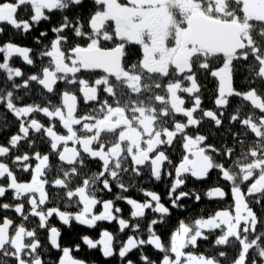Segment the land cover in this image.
<instances>
[{
	"label": "snow or ice",
	"instance_id": "6c2138e0",
	"mask_svg": "<svg viewBox=\"0 0 264 264\" xmlns=\"http://www.w3.org/2000/svg\"><path fill=\"white\" fill-rule=\"evenodd\" d=\"M90 3L87 16L70 17L67 12L85 0L0 2V24L12 29L0 39V105L17 127L0 144V200L11 192L15 201L0 202V211L12 210L20 219L0 218V264H88L72 256L79 244L62 246L53 216L69 229L73 222L95 229L112 221L121 234L131 229L136 234L126 241L107 229L99 239L80 237L89 250L99 247L104 258L118 256L120 264H136L127 259L134 251L141 264H157L146 246L162 253L160 264H264V0ZM56 13L48 43L49 30L32 37L36 49L15 42ZM5 32L0 27V38ZM133 47L140 54L130 60ZM16 58L33 71L15 66ZM202 80L216 82L212 109L202 107ZM81 99L87 108L82 114ZM210 137L220 139V147L208 143ZM40 144L46 152L37 150ZM23 146L28 151L21 152ZM91 161L100 162L99 171L89 170ZM213 170L228 184L231 203L207 217L179 220L166 244L156 226L167 225L171 209L137 182L171 178L167 199L181 208L184 198L201 200L195 188L178 191L188 178L203 182ZM113 185L121 193L138 188L145 197L116 195L131 206L129 219L115 200L98 196ZM229 192L214 184L203 196L227 203ZM149 210L153 218L141 229ZM32 219L36 225L29 228ZM210 236L213 255L186 251ZM51 251L61 255L53 260Z\"/></svg>",
	"mask_w": 264,
	"mask_h": 264
},
{
	"label": "trees",
	"instance_id": "16d2710c",
	"mask_svg": "<svg viewBox=\"0 0 264 264\" xmlns=\"http://www.w3.org/2000/svg\"><path fill=\"white\" fill-rule=\"evenodd\" d=\"M0 2H4V0H0ZM91 7H92V5L90 3V0H85V5L82 8L69 10L67 12V15H69L70 17H73L77 14H82L84 16H87ZM19 15L21 18H27L24 13H20ZM59 16H60V14L56 13L55 15L52 16L51 22H43L42 21L41 24L37 28H34V30L27 37L16 35L15 36V42L18 44H21L23 46L31 47L33 49L38 48L39 46L36 45L35 43H33L32 37L38 36L40 31L49 30L51 25L58 23ZM0 27H4L6 29L5 36L0 38V39H7L8 34L12 33V29L10 27H8L7 25H3V24H0ZM52 36H53V34L49 30L48 38L44 40V43H48V40L51 39ZM132 52L134 54H136L133 48H132ZM129 59L131 60V57H129ZM14 64L17 67H21L22 70L25 71L26 73H31L33 71V69L30 66H26L25 64L21 63L19 58H16L14 60ZM0 76H2V73H0ZM201 83L203 85H205L204 89L202 90V99H203L202 107L212 109L213 108V99H214V89L216 87V82H215V80H207V81L202 80ZM242 83H243V81H241L240 78L237 76L235 86L237 88H239V87H241ZM60 87L63 88L64 85L61 84ZM233 103H236V101L234 100ZM5 124L7 125V128L6 129H0V134L2 135L3 139H5V140H0V144H5L7 142L8 137L17 131V127H16V124L13 120L12 115L11 114H5V112L3 110V106L0 105V125H5ZM201 131L206 132L207 129L202 128ZM208 143L215 144L217 147H220L221 140L218 138L210 137L208 140ZM228 143L230 144L231 141L229 140ZM43 147H44V149H42ZM38 148L41 151H44L46 149V145L40 144ZM177 149H179V148H177ZM25 150H28L26 146H23L20 149L21 152L25 151ZM52 159H53V162H55V158H52ZM215 159L219 161L220 157H215ZM90 167H93V164L88 163L89 170H90ZM91 169H93V171L97 172V168H91ZM211 176H213V177L217 176V177L212 178V179L208 178V180L203 181V182L195 181L194 179L189 177L188 179H190V180L188 181L189 183H188L187 189L191 190V189L195 188L197 192L201 193V200L199 202H196L194 197H192L191 199H184L182 201V203L180 202V204L183 205V207L171 209V217H170L167 225L156 226V231L162 236V239L166 244L168 243L170 232L177 226L179 220H181V219L191 220L194 218H198L200 216L207 217L210 214H212L214 211L227 207V205L230 203V201H228V200H226L227 203H225L223 201L212 200L209 198H205L203 196L204 190L210 188L214 184H221V182H222L221 186L224 187L223 189L226 190V192H229L228 184L225 183L223 180L218 179V172L216 170L213 171ZM124 183L125 184L128 183L127 177L124 178ZM137 185H138V188L142 187L145 190H151V191L158 193L161 196L162 201H166L167 188L170 185V183H168V181L166 179L162 180L161 182H156L154 180L149 182L147 177L145 176L141 181L137 182ZM138 188H130V190L128 192H125V193H121L120 189L117 188V189H115V191H113L111 193H108L106 191L105 192H98V196L102 200H106L108 198L109 199L113 198V200H115V197L117 194H123L125 197H128V198H135L137 200H142L144 196L138 191ZM229 196L230 195H228V199L230 198ZM115 202H116V204H118L120 206L123 204L122 200H115ZM255 207H256V211L258 212V214H260V212H259L260 210L258 209L259 206H255ZM122 216L125 217L126 219H129L128 218L129 215H122ZM151 218H153L152 213L148 214L147 219H145L141 223V229H143L145 227V225L148 222V219H151ZM100 229H107V230L112 231L114 236L119 241H125L129 235H135L136 234V233H133L131 231V229H126L125 232L121 234V233H119L118 227L115 226V229H114L112 226H107L106 224L104 226H102ZM95 233L97 234L96 229H89L86 226H82V227L77 226V233L74 234L73 236H71V238L69 235L68 239L70 242V241H73L74 238L79 239L80 236H84V235H87L89 237L94 238L97 236ZM214 238H215L214 236H210L208 241H200L198 243V246L196 249H188V251H196V252H200V253H206L208 255H213L214 250L211 248V242H212V240H214ZM74 243L75 242L73 241V244ZM77 244L82 245L83 253H81V255L85 256V259L88 262L98 261V263H100V264H120L118 256L113 257V258H104L102 253L99 250H96V249L95 250H89L87 248V246L84 245L83 243H81L80 241L76 242V245ZM144 251L151 257L152 260L156 261L157 264H160V260L162 259V253H160L158 251H154L152 246H146L144 248ZM231 254L232 253L230 251V255ZM127 259L135 261L136 264H141V262L139 261V251H135L134 253L129 254Z\"/></svg>",
	"mask_w": 264,
	"mask_h": 264
},
{
	"label": "flooded vegetation",
	"instance_id": "af4514ba",
	"mask_svg": "<svg viewBox=\"0 0 264 264\" xmlns=\"http://www.w3.org/2000/svg\"><path fill=\"white\" fill-rule=\"evenodd\" d=\"M139 54L140 53H138V54H134L133 56H138L137 58H139ZM133 56H131V58H133ZM136 58V59H137ZM134 59V58H133ZM79 95V94H78ZM185 97H187V96H185ZM184 97V98H185ZM188 98V97H187ZM185 100H187L186 101V107H191V101L189 100V99H186L185 98ZM84 109V110H83ZM79 111L81 112V114L83 113V112H85V111H87V108L85 107V105H84V103H83V101H82V99L79 101ZM44 123H47V120L46 119H44V121H43ZM59 131H61V132H64L65 130H63L62 128H59L58 129ZM46 145V144H45ZM72 145H71V143L69 144V147H71ZM42 149H44V147L42 148ZM37 150L38 151H41L39 148H37ZM180 150V149H179ZM25 151H28V150H25ZM47 151V145H46V149L44 150V151H41V152H46ZM22 152H24V151H22ZM53 158H55V157H53ZM171 158H172V160L174 161V162H178V161H175L174 159H173V157L171 156ZM34 163V162H33ZM89 164H93V167H90V171L91 172H96V171H93V169H91V168H97V171H99L100 170V162H98V161H91V162H89ZM17 175L20 177V179H22V180H24V181H28V180H30V176L28 175V174H21V173H17ZM167 181H168V183H170L171 184V182H172V180H171V178H168V179H166ZM190 179H188L187 180V182H186V185L184 186V187H182L181 189H179L178 191H189V189H187V186H188V181H189ZM115 189H117V187L115 186V185H113V187H112V191L111 192H113V191H115ZM111 192H108V193H111ZM230 195V194H229ZM144 199H145V197H143V199L142 200H137V201H144ZM184 199H191V198H184ZM184 199H182L180 202L182 203V201L184 200ZM106 200H113V198H108V199H106ZM123 201V204L120 206V205H118V204H116V202H115V206L116 207H119L120 209H122V215H129V217L128 218H130V211L132 210L131 209V206L130 205H128L127 203H126V200H122ZM167 201V202H166ZM166 201H162L166 206H168V207H170V209H173L172 207H171V202L167 199V197H166ZM0 202H8V203H15V201H12V193L11 192H9L8 194H7V198L6 199H3V200H0ZM179 202V203H180ZM52 205L51 204H49L48 205V207H51ZM25 207L27 208V205H25ZM61 207H63V205H61ZM77 209H75V208H69L68 209V211H71V212H75ZM102 209H101V206H97V208H96V211L97 212H99V211H101ZM151 212H150V210L148 211V213H147V215L148 214H150ZM8 216L9 218H12L17 224H19L20 223V219H19V217H18V215L14 212V211H12V210H9V211H7V212H3V211H0V218H2L3 216ZM125 218V217H124ZM126 219V218H125ZM50 223L53 225V226H56L58 229H60V231H61V238H60V243L62 244V246H68V247H74L75 245H76V242H78V241H80L81 243H83L81 240H80V238L79 239H76V238H74L73 239V241L75 242L74 244H73V241H70L69 242V235H70V238H71V236H73L74 234H76L77 233V226H80V227H82V225H79L78 223H76V222H73L72 223V227L69 229V228H67L66 226H64L63 224H62V222H60L55 216H53L52 218H51V221H50ZM107 225V226H116V227H118L119 228V226H118V223H117V221H112V222H99L98 223V226L95 228L96 230H97V236L95 237L96 239H99V237H100V233H101V230L102 229H100L102 226H104V225ZM36 225V220L35 219H32L31 220V222L30 223H28L27 224V226L29 227V228H32V227H34ZM87 227V226H86ZM114 228V227H113ZM73 232H72V231ZM109 232H111V233H113L112 231H110V230H108ZM114 235V234H113ZM39 236H40V239H41V241L44 243V244H47L48 242H47V239H46V237H47V232L46 231H41L40 233H39ZM81 237V236H80ZM92 238V237H91ZM95 238H93L94 240H95ZM126 241V240H125ZM80 245V244H79ZM118 247H119V245H117L116 244V248H117V250H118ZM96 250H99L101 253H102V251L100 250V248L98 247ZM81 253H83V249H82V245H80V251H73L72 252V256L74 257V258H77V259H81V260H85V261H87L86 259H85V256H82L81 255ZM134 253V252H133ZM132 254V253H131ZM61 255V253L60 252H58V251H51V256H50V258L51 259H53V260H55V259H57L59 256ZM88 262V261H87ZM88 264H100V263H98V261H96V262H88Z\"/></svg>",
	"mask_w": 264,
	"mask_h": 264
},
{
	"label": "rangeland",
	"instance_id": "374dc122",
	"mask_svg": "<svg viewBox=\"0 0 264 264\" xmlns=\"http://www.w3.org/2000/svg\"><path fill=\"white\" fill-rule=\"evenodd\" d=\"M133 49H134V51H135V53L136 54H138L139 53V49H138V47H133ZM138 56H133V58L134 59H136ZM133 58H131V59H133ZM186 99H188L187 97H185ZM187 101V100H186ZM185 106H186V104H185ZM204 109H211V108H204ZM0 140H5V139H3V137H2V135L0 134ZM178 151V152H177ZM179 153H180V150L179 149H176L175 150V152L172 154V157H173V159L175 160V161H179ZM211 174L212 173H210V175H209V179H212V178H216V177H213V176H211ZM208 180V179H207ZM199 182H201V181H199ZM220 186L222 185V182H221V184H219ZM223 187V186H222ZM224 188V187H223ZM226 191V190H225ZM230 194V193H229ZM230 198L228 199V197H226V200H228V201H230V203H231V195L229 196ZM212 200H217V199H212ZM224 209V208H223ZM259 209V208H258ZM260 210V209H259ZM260 212V211H259ZM114 227V229H115V226H113ZM93 238V237H92ZM95 238V237H94ZM96 239V238H95ZM186 251H188V249H186Z\"/></svg>",
	"mask_w": 264,
	"mask_h": 264
},
{
	"label": "bare ground",
	"instance_id": "6f19581e",
	"mask_svg": "<svg viewBox=\"0 0 264 264\" xmlns=\"http://www.w3.org/2000/svg\"><path fill=\"white\" fill-rule=\"evenodd\" d=\"M214 171V170H213ZM213 171L211 173H213Z\"/></svg>",
	"mask_w": 264,
	"mask_h": 264
},
{
	"label": "water",
	"instance_id": "95a60500",
	"mask_svg": "<svg viewBox=\"0 0 264 264\" xmlns=\"http://www.w3.org/2000/svg\"><path fill=\"white\" fill-rule=\"evenodd\" d=\"M135 252V251H134Z\"/></svg>",
	"mask_w": 264,
	"mask_h": 264
}]
</instances>
